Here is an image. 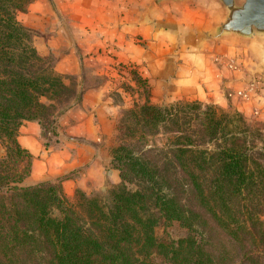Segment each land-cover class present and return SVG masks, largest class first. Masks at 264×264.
Returning <instances> with one entry per match:
<instances>
[{
  "label": "trees",
  "instance_id": "16d2710c",
  "mask_svg": "<svg viewBox=\"0 0 264 264\" xmlns=\"http://www.w3.org/2000/svg\"><path fill=\"white\" fill-rule=\"evenodd\" d=\"M32 1L0 0V264H264V157L212 106L124 110L109 147L121 183L106 197L24 184L19 128L54 132L52 102L71 89L17 18Z\"/></svg>",
  "mask_w": 264,
  "mask_h": 264
},
{
  "label": "crops",
  "instance_id": "0c3cea01",
  "mask_svg": "<svg viewBox=\"0 0 264 264\" xmlns=\"http://www.w3.org/2000/svg\"><path fill=\"white\" fill-rule=\"evenodd\" d=\"M220 12L215 0H33L18 20L76 95L55 117L54 143H45L38 121L20 126L18 142L31 155L24 183L58 181L68 199L119 184L109 145L121 113L140 100L195 101L264 124L259 50L202 36ZM119 66L134 70L147 91Z\"/></svg>",
  "mask_w": 264,
  "mask_h": 264
},
{
  "label": "water",
  "instance_id": "95a60500",
  "mask_svg": "<svg viewBox=\"0 0 264 264\" xmlns=\"http://www.w3.org/2000/svg\"><path fill=\"white\" fill-rule=\"evenodd\" d=\"M184 3L190 0H157ZM221 12L202 34L205 40H232L256 47L264 71V0H215ZM55 122V121H54Z\"/></svg>",
  "mask_w": 264,
  "mask_h": 264
},
{
  "label": "rangeland",
  "instance_id": "374dc122",
  "mask_svg": "<svg viewBox=\"0 0 264 264\" xmlns=\"http://www.w3.org/2000/svg\"><path fill=\"white\" fill-rule=\"evenodd\" d=\"M20 13H21V11H19L17 13V18H18V15ZM44 60H45L47 66H53V61H54L53 57L50 56V57L45 58ZM118 68L123 71V73H121V75L124 76V77H126V75H129V74H131V76H135L136 80H138L139 86L144 87V89L147 91V87L145 86V82H143L141 79H139V77H137V74L135 73L134 70L129 69L128 66H123V67L119 66ZM119 84H120V86H122V88H126L127 89L129 87L127 80L124 79V78L120 81ZM70 87H71L70 91H68V92H66L64 94V97H63L64 100L63 101L60 102V101L57 100V101H53L52 102V101H50L47 98H43L42 101L47 103V104H49L51 102L54 103L55 104V107L53 109L54 112L55 111L56 112L57 111L60 112L61 109L65 108L67 105H69L73 101L74 96L76 95V90H75L76 87H75V85L72 83V84H70ZM129 99L130 98L128 96V100ZM141 102L142 101L140 100L139 104H143ZM166 104H168V103L158 104V105H166ZM223 110H219V111L222 112ZM223 112H227V111H223ZM228 113H231V115H233V116L229 117V120L234 122V124H235L234 126L238 130L242 131L243 137H244V139H246L248 145L250 147L254 148L255 152H257L255 154V156L260 157L259 152H261L262 153V157H264V124H261L259 122H253V121H250V120H248L246 118H243V120L242 119L239 120V117L234 116V113H236V112L229 111ZM55 121H56V119H55ZM53 126H55V122H54ZM54 128H55L54 132H50V133L47 132V129L44 130V128H43L44 141H45V143L47 145L54 143V141H56V139H58L57 138V135H58L57 127H54ZM113 138H114V134H113V136L111 138L110 145L114 141ZM157 141H158L157 143H158L159 146L160 145H164L165 138L160 136V137H158ZM110 145H109V147H110ZM1 152H2V150H1ZM111 166H112L113 169H115L113 167L112 163H111ZM115 170H116V173H117V175L119 177V184H120L121 183L120 172L117 169H115ZM48 181H50V180H48ZM43 182H46V181H43ZM52 182L60 183L58 181H52ZM119 184L117 183L115 185H111V186L107 187L105 190H99V191H96V192H93V193H90V194L100 195L102 197H106V196L109 195V190L112 189L116 185L118 186ZM25 185H27V184H25ZM69 200L70 201H75L76 197L75 198H70ZM170 233L173 236L177 237V236L183 234L184 231L180 230V229H172Z\"/></svg>",
  "mask_w": 264,
  "mask_h": 264
},
{
  "label": "built area",
  "instance_id": "2783aa9c",
  "mask_svg": "<svg viewBox=\"0 0 264 264\" xmlns=\"http://www.w3.org/2000/svg\"><path fill=\"white\" fill-rule=\"evenodd\" d=\"M255 85H256V83H253V84H252V86H254V87H255ZM240 95H242V96H246V95H247V92H246V91H241V92H240Z\"/></svg>",
  "mask_w": 264,
  "mask_h": 264
}]
</instances>
